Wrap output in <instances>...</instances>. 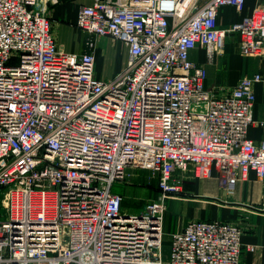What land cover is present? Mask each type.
I'll list each match as a JSON object with an SVG mask.
<instances>
[{"label": "built area", "instance_id": "1", "mask_svg": "<svg viewBox=\"0 0 264 264\" xmlns=\"http://www.w3.org/2000/svg\"><path fill=\"white\" fill-rule=\"evenodd\" d=\"M42 1L58 0H0V264H165L164 201L185 173L215 169L228 194L251 170L264 180V140L248 137L262 76L219 94L190 58L200 46L220 52L228 33L243 55L264 54V5L228 27L220 9L246 0L82 5L81 30L128 48L105 80L93 52L57 45ZM134 167L156 175L161 203L130 212L113 185ZM242 234L237 223L191 220L171 236L168 264H241Z\"/></svg>", "mask_w": 264, "mask_h": 264}, {"label": "crops", "instance_id": "2", "mask_svg": "<svg viewBox=\"0 0 264 264\" xmlns=\"http://www.w3.org/2000/svg\"><path fill=\"white\" fill-rule=\"evenodd\" d=\"M94 0L42 1L40 6L47 12L51 32L57 45L69 53L93 52L96 57V74L99 78H114L126 66L128 48L122 41L110 37H91L77 26L78 14L82 5ZM264 0H246L242 11L233 6H224L218 14V24L228 27L252 12ZM95 47H89L92 39ZM237 33H228L224 48L209 55L205 47H197L190 52V58L207 69L206 87L222 94L234 88L245 76L260 74L262 81L254 86L256 101L253 122L248 128V137L259 143L264 140V54L243 55ZM130 168L129 171L137 176ZM148 180V179H147ZM184 182V183H183ZM182 191L165 199L163 215V261L169 263L171 236L182 230L191 220H222L237 223L243 230L241 264H264V211H261L264 196V180L251 170L246 179L239 180L233 194L223 189L217 170L207 179L195 178L192 171L184 174ZM121 184V183H120ZM148 186L150 200L156 199L160 191L156 182ZM128 186V185H127ZM124 183L113 190L123 197L127 209V192ZM127 192V193H126ZM171 205V207H170ZM127 206V207H126ZM254 247V249H249Z\"/></svg>", "mask_w": 264, "mask_h": 264}, {"label": "rangeland", "instance_id": "3", "mask_svg": "<svg viewBox=\"0 0 264 264\" xmlns=\"http://www.w3.org/2000/svg\"><path fill=\"white\" fill-rule=\"evenodd\" d=\"M135 171L134 173L137 175H133L132 173H129V177L127 178V181L124 183V185H126V187H129L127 192H130V196H128L127 198V210L132 212V211H138L141 210L143 208H145L148 205H155L158 203H161L159 197H160V193L157 196L156 199H151V197L149 195H144V193L148 194L149 190H148V186H151L149 183H155L157 184V177L156 175H154L152 172H150L147 169L144 168H139V167H134L133 168ZM148 179V180H147ZM184 180V179H183ZM182 180V182H183ZM184 183V182H183ZM122 184V183H121ZM120 182H116L114 184V188L116 187H121ZM128 185V186H127ZM157 187V186H156ZM126 192V193H127ZM171 207V205H170ZM124 209V206H123Z\"/></svg>", "mask_w": 264, "mask_h": 264}]
</instances>
